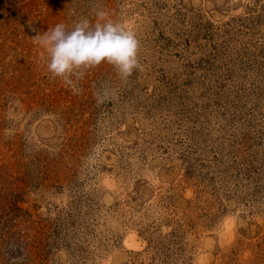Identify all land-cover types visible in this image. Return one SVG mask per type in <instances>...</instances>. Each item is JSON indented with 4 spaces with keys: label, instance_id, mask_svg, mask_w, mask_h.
I'll return each mask as SVG.
<instances>
[{
    "label": "rangeland",
    "instance_id": "rangeland-1",
    "mask_svg": "<svg viewBox=\"0 0 264 264\" xmlns=\"http://www.w3.org/2000/svg\"><path fill=\"white\" fill-rule=\"evenodd\" d=\"M97 11L141 69L53 78ZM0 264H264V0H0Z\"/></svg>",
    "mask_w": 264,
    "mask_h": 264
},
{
    "label": "clouds",
    "instance_id": "clouds-1",
    "mask_svg": "<svg viewBox=\"0 0 264 264\" xmlns=\"http://www.w3.org/2000/svg\"><path fill=\"white\" fill-rule=\"evenodd\" d=\"M108 13L97 11L98 21L92 25L87 18L81 19L72 30L64 23L34 36L46 52L45 67L53 78L71 84L72 77L83 79L88 69L102 62L113 66L122 80H127L139 63L140 41L136 33L119 22L106 19Z\"/></svg>",
    "mask_w": 264,
    "mask_h": 264
}]
</instances>
